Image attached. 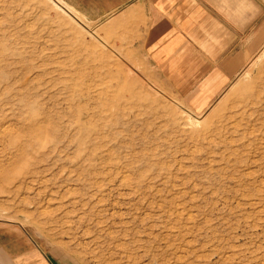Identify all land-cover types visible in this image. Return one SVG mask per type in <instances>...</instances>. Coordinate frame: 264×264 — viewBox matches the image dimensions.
<instances>
[{
	"label": "rangeland",
	"instance_id": "obj_1",
	"mask_svg": "<svg viewBox=\"0 0 264 264\" xmlns=\"http://www.w3.org/2000/svg\"><path fill=\"white\" fill-rule=\"evenodd\" d=\"M121 45L0 0V227L51 264H264V48L197 113Z\"/></svg>",
	"mask_w": 264,
	"mask_h": 264
},
{
	"label": "crops",
	"instance_id": "obj_2",
	"mask_svg": "<svg viewBox=\"0 0 264 264\" xmlns=\"http://www.w3.org/2000/svg\"><path fill=\"white\" fill-rule=\"evenodd\" d=\"M62 1L86 22L106 23L109 38L156 69L197 113L212 107L264 48V0ZM10 228L0 227V264H51Z\"/></svg>",
	"mask_w": 264,
	"mask_h": 264
},
{
	"label": "bare ground",
	"instance_id": "obj_3",
	"mask_svg": "<svg viewBox=\"0 0 264 264\" xmlns=\"http://www.w3.org/2000/svg\"><path fill=\"white\" fill-rule=\"evenodd\" d=\"M31 178L33 179V177H30V179H31Z\"/></svg>",
	"mask_w": 264,
	"mask_h": 264
}]
</instances>
